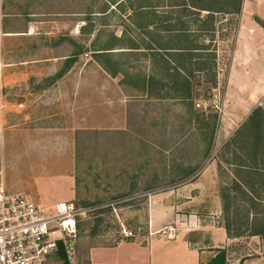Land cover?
<instances>
[{
	"label": "rangeland",
	"instance_id": "374dc122",
	"mask_svg": "<svg viewBox=\"0 0 264 264\" xmlns=\"http://www.w3.org/2000/svg\"><path fill=\"white\" fill-rule=\"evenodd\" d=\"M188 1L218 11L183 0H0V30L27 34L13 41L24 55L57 57L43 84L58 91L42 128L21 115L19 127L0 129V170L12 191L95 208L70 264H150L116 245L175 238L190 214L225 228L229 241L214 252L225 250V264H264V65L233 63L242 0ZM142 4L154 6L158 40L184 15L194 43L209 48L201 54H215L201 70L187 63L190 99L160 84L143 90L151 39L136 24L147 19L135 15ZM48 264L66 263L54 255Z\"/></svg>",
	"mask_w": 264,
	"mask_h": 264
},
{
	"label": "crops",
	"instance_id": "0c3cea01",
	"mask_svg": "<svg viewBox=\"0 0 264 264\" xmlns=\"http://www.w3.org/2000/svg\"><path fill=\"white\" fill-rule=\"evenodd\" d=\"M191 8L194 7L191 6ZM202 10L209 12L206 9ZM234 13L240 16V24L232 53L233 63L235 60L240 62V59H243L242 62H247L248 59L249 64L264 65V27L256 19V16L264 19V0H242L239 11ZM193 31L195 30L190 29V32L193 33ZM26 35L18 29L0 30V91L5 96V107L0 108V129L11 130L19 127L21 115L24 116L25 124L33 123L42 128L43 122L49 118L51 103L49 97L58 95L56 89H49L46 84H43V80H46L49 75L51 66L49 62L55 61L57 57L34 58L24 55L19 45L14 43ZM260 74L259 78L264 80V72ZM38 82L41 83L38 84ZM73 95L74 91H72V97ZM52 103L56 104V101ZM5 142L4 137L3 143ZM155 203L154 210L159 208ZM184 221L182 225L185 226L183 229L180 228L175 238L165 240L152 234L148 245L137 241H123L116 247H122L124 243L131 244L146 253L150 264H156V258L160 257L164 264H201L202 260H207L206 264L213 261L225 264L227 255L225 250L214 253L216 248L224 247L220 243L229 241L225 228L217 225L215 220L212 223H206L195 214H190ZM151 223L152 230L160 223L153 213ZM199 235L202 237H195ZM158 255L161 256L158 257Z\"/></svg>",
	"mask_w": 264,
	"mask_h": 264
},
{
	"label": "built area",
	"instance_id": "2783aa9c",
	"mask_svg": "<svg viewBox=\"0 0 264 264\" xmlns=\"http://www.w3.org/2000/svg\"><path fill=\"white\" fill-rule=\"evenodd\" d=\"M94 209L73 201L45 203L26 191H12L0 170V264H48L59 250L71 259L80 222Z\"/></svg>",
	"mask_w": 264,
	"mask_h": 264
},
{
	"label": "trees",
	"instance_id": "16d2710c",
	"mask_svg": "<svg viewBox=\"0 0 264 264\" xmlns=\"http://www.w3.org/2000/svg\"><path fill=\"white\" fill-rule=\"evenodd\" d=\"M189 5L194 7V9L209 10L208 15H214L215 11H218L209 7L205 8L207 6L193 5L189 1L183 0V7L188 9ZM150 7L152 8L154 6L151 4H142L139 6L138 10H136L135 14L138 17L137 19H139V16L143 15L147 18L144 22H137L136 24L138 27H144L148 33L149 39H151L145 46V49L148 50L147 56L151 63V72L142 79L143 90L150 92L160 84L159 86L162 89L168 87V89H173L175 91L183 90L185 97L190 99L192 97L191 91L193 83L190 76L192 71H189L187 63L196 64L198 66L197 70H201L204 68L205 64L207 65V58L211 56L214 57L215 54H201L202 51L209 50V48L194 43L195 41L192 39L193 34H191L192 32L186 27L185 21L182 19L184 15L179 16L178 25H168L167 28L163 29V31L169 34L167 35L168 37H166V41L158 40L153 34V28L157 25V21L153 19L154 17H150L149 14L147 15V10ZM238 11L239 8L237 12ZM151 13L154 12H150V14ZM256 19L264 27V19L259 16H256ZM169 20L170 19H167V21ZM173 39H175L177 43H174ZM132 48L136 49L138 47ZM132 50L133 49L130 51L132 52ZM161 73L172 77V79L168 83L162 82V79L159 77ZM57 255L62 258L66 264H70L63 250H59Z\"/></svg>",
	"mask_w": 264,
	"mask_h": 264
},
{
	"label": "water",
	"instance_id": "95a60500",
	"mask_svg": "<svg viewBox=\"0 0 264 264\" xmlns=\"http://www.w3.org/2000/svg\"><path fill=\"white\" fill-rule=\"evenodd\" d=\"M209 264H218L217 261L210 262Z\"/></svg>",
	"mask_w": 264,
	"mask_h": 264
}]
</instances>
